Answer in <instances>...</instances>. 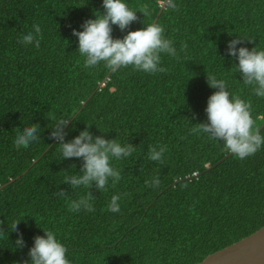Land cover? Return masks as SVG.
Here are the masks:
<instances>
[{"label": "trees", "instance_id": "16d2710c", "mask_svg": "<svg viewBox=\"0 0 264 264\" xmlns=\"http://www.w3.org/2000/svg\"><path fill=\"white\" fill-rule=\"evenodd\" d=\"M162 1L125 0L135 10L147 5L150 15L137 11L139 20L123 32L114 25L112 36L155 21L178 51L182 42L187 51L179 59L161 54L166 73L131 66L112 73L103 63L83 67L72 31L103 12V0H0V186L7 183L0 188V264L30 262L34 237L44 230L67 247L71 264H193L264 225V146L205 171L229 151L222 141L189 132L207 122L208 98L217 90L207 73L251 101L255 127L264 121V97L243 83L238 59L226 51L236 36L253 39L237 48L264 50V0H174L178 11L167 2L160 10ZM37 23L40 47L20 43ZM59 119H69L66 141L88 128L93 137L136 148L110 161L122 176L115 187L111 180L107 191L93 184L94 212L68 210L67 201L88 190L62 182L83 161L62 160L49 138ZM30 124L40 126L38 141L17 149V129ZM159 144L168 149L163 163L147 158L149 145ZM156 175L160 186L146 187ZM61 188L67 198L55 194ZM123 193L129 195L121 211H108L111 197ZM17 220L19 231H12ZM20 233L22 249L15 246Z\"/></svg>", "mask_w": 264, "mask_h": 264}, {"label": "clouds", "instance_id": "9594fccd", "mask_svg": "<svg viewBox=\"0 0 264 264\" xmlns=\"http://www.w3.org/2000/svg\"><path fill=\"white\" fill-rule=\"evenodd\" d=\"M167 4L170 9L179 10L174 0H167ZM103 9L104 11H99V14L94 13V18L83 22L82 31L72 30L73 35L78 37V52L84 58L83 67L94 68L103 63L112 73L129 66L133 70L146 73H166L168 68L161 66V54L179 59L180 52L187 51L188 45L185 42L181 43L178 51L174 46V41L165 36V28L157 22L149 23L136 30H128L122 38L112 36L114 25L123 32L129 29L133 22L138 21L137 11L142 12L144 17L150 15L147 5L135 10L130 8L125 0H103ZM33 30L23 35L19 42L34 44V47L38 49L42 30L38 23L33 25ZM252 40L236 36L228 42L226 51L228 55L238 59L236 66L243 83L253 86V92L257 97H264V50H257L256 47L249 50L244 46L237 48L238 44ZM206 75L208 85L217 90L208 98L205 109L207 122L196 123V126L190 128L189 132L195 135L203 133L210 140L222 141L224 147L240 160L255 155L264 146V135H261L260 129L254 126L251 101H245L238 95H232L224 79H218L212 73ZM68 123L69 119L57 120L49 138L56 140L60 146L62 160L80 158L83 163L79 173L66 175L62 182L69 184L72 189L88 190L78 199L68 200V210L77 213L81 210L94 212L95 208L92 203L94 196L90 191L93 184L99 191H107L111 180V186L115 187L122 176L121 171L110 161L112 158L120 160L130 157L136 148L129 142L121 144L115 138L106 139L103 135L93 137L88 128L81 131L71 141H66L65 127ZM99 129L101 132L109 131V129ZM40 131L39 124H30L22 131L17 129L13 141L14 146L17 149L28 148L31 143L38 141ZM167 150L164 144L149 145L147 158L163 163ZM71 167L74 169L75 165ZM144 184L146 187L158 188L160 186L159 176L146 179ZM55 194L61 198L68 197L63 188ZM128 195V193L114 194L107 205V210L113 213L120 212L119 202ZM19 221L13 222L12 231H19ZM44 233L45 235L34 237V245L28 252L30 262L25 260L22 264H71L66 255L67 247L57 239L55 232L44 230ZM15 246L21 249L25 246L22 233L18 235Z\"/></svg>", "mask_w": 264, "mask_h": 264}, {"label": "water", "instance_id": "95a60500", "mask_svg": "<svg viewBox=\"0 0 264 264\" xmlns=\"http://www.w3.org/2000/svg\"><path fill=\"white\" fill-rule=\"evenodd\" d=\"M166 2L167 0L162 1L160 10ZM263 126L264 121L258 128L261 129ZM230 155L232 153L228 152L217 162L208 166L205 171L210 170ZM195 176L196 174L193 177ZM4 185L0 186V188ZM193 264H264V225L251 234L206 255L201 261Z\"/></svg>", "mask_w": 264, "mask_h": 264}]
</instances>
